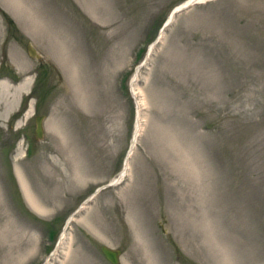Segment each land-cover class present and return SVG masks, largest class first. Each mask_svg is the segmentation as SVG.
Segmentation results:
<instances>
[{
    "label": "rangeland",
    "instance_id": "obj_1",
    "mask_svg": "<svg viewBox=\"0 0 264 264\" xmlns=\"http://www.w3.org/2000/svg\"><path fill=\"white\" fill-rule=\"evenodd\" d=\"M188 1L0 0V264H264V0Z\"/></svg>",
    "mask_w": 264,
    "mask_h": 264
},
{
    "label": "water",
    "instance_id": "obj_2",
    "mask_svg": "<svg viewBox=\"0 0 264 264\" xmlns=\"http://www.w3.org/2000/svg\"><path fill=\"white\" fill-rule=\"evenodd\" d=\"M202 1V0H201ZM200 2L199 0H190V3L184 4L183 7L175 8L171 13L168 18V20L163 24L162 28L167 26L171 19L173 18L174 14L177 12H180L181 10L187 8L189 5L192 3ZM27 52L29 56L33 58H40V54L34 49L31 43H27ZM43 120H44V115H36L34 118L35 122V138L39 139L43 135ZM100 251L104 258L110 263V264H119L120 262V256H121V250L118 248H111L106 245L100 246Z\"/></svg>",
    "mask_w": 264,
    "mask_h": 264
},
{
    "label": "bare ground",
    "instance_id": "obj_3",
    "mask_svg": "<svg viewBox=\"0 0 264 264\" xmlns=\"http://www.w3.org/2000/svg\"><path fill=\"white\" fill-rule=\"evenodd\" d=\"M197 1H198V0H197ZM199 1H201V0H199ZM205 1H206V0H205ZM187 3H190V1H188ZM187 3H184V4H187ZM184 4H183V5H184ZM183 5H181L180 7H183ZM25 9H26V8H25ZM27 10H28V9H27ZM27 10H26V12H27ZM11 11H12V10H11ZM30 11H31V10H30ZM26 14H27V13H26ZM29 14H30V13H29ZM177 14H178V13H177ZM173 17H174V16H173ZM172 20H173V19H171V21H172ZM38 24H39V23H38ZM42 25H43V24H42ZM37 26H38V25H37ZM45 30H48V29H45ZM43 34H44V33H43ZM47 34H48V32H47ZM48 35H49V34H48ZM51 35H52V34H51ZM51 35H49V36H51ZM55 38H57V36H56ZM47 39H49V38H47ZM57 39H58V38H57ZM57 39H56V40H57ZM54 40H55V39H54ZM54 40H53V41H54ZM60 40H61V38H60ZM46 41H47V40H46ZM51 41H52V39H51ZM59 42L62 43V41H59ZM59 42H58V43H59ZM64 42H65V41H64ZM48 43H49V42H48ZM51 43H52V42H51ZM53 44H54V43H53ZM48 45H49V44H48ZM55 45H59V44L56 43ZM60 45H62V44H60ZM60 45H59V46H60ZM59 46H58V47H59ZM50 47H51V46H50ZM60 47H61V46H60ZM62 47H63V46H62ZM62 47H61V48H62ZM56 48H57V46H56ZM52 49H53V48H52ZM57 49H58V48H57ZM64 49H65V48H64ZM49 50H50V49H49ZM65 50H66V49H65ZM53 52H54V51H53ZM59 53H60V52H59ZM52 54H53V53H52ZM54 54H55V52H54ZM57 54H58V53H57ZM66 54H67V53H66ZM68 54H69V53H68ZM58 55H60V54H58ZM58 55H57V56H58ZM55 56H56V54H55ZM62 56H63V55H62ZM66 58H67V57H66ZM69 58H70V57H69ZM57 59L59 60L58 57H57ZM64 59H65V58H64ZM61 60H62V59H61ZM70 60H71V59H70ZM66 61H67V60H66ZM66 61H65V64H66ZM68 61H69V60H68ZM68 61H67V62H68ZM59 63H60V62H59ZM71 63H72V62H71ZM62 64H63V63H62ZM72 64H73V63H72ZM75 66H76V65H75ZM76 74H77V73H76ZM76 76H77V75H76ZM70 77H71V76H70ZM73 78H74V77H73ZM72 80H73V79H72ZM77 80H78V78H77ZM74 85H76V84H74ZM24 87H25V86H22L21 89H20V91H22V90L24 89ZM25 90H26V89H25ZM25 90H24V91H25ZM78 90L80 91L79 87H78ZM78 90H77V91H78ZM77 91H76V92H77ZM83 92H86V91H82V93H83ZM80 93H81V92H80ZM82 93H81V95H82ZM76 94H77V93H76ZM87 95H88V94H87ZM76 96H78V94H77ZM82 97H83V96H82ZM80 98H81V97H80ZM83 98H84V97H83ZM83 98H82V99H83ZM78 99H79V98H78ZM85 100H86V98H85ZM84 105H85V104H84ZM138 121H139V120H138ZM59 123H60V121H59ZM56 124H58V123H56ZM57 126H59V124H58ZM43 128H44V127H43ZM50 129H51V128H49V130H50ZM53 130H54V129H53ZM55 131H56V130H55ZM56 133H57V132H55L54 134H56ZM59 133H60V131H59ZM62 134H63V133H62ZM62 134H61V135H62ZM58 135H59V134H58ZM62 137H63V135H62ZM124 175H125V169H124V171L122 172L120 178L123 177ZM22 182H24V181H22ZM24 183H25V182H24ZM24 183H23V184H24ZM25 185H26V184H25ZM24 188H25V187H24ZM26 189H28V188H26ZM29 190H30V189H29ZM25 191H26V190H25ZM27 191H28V190H27ZM27 191H26L25 193H26L27 199L29 200V203H30L33 207H35L36 210H39V211H40L41 208H40L39 205H37V203L40 202V201L37 202V200L32 196V194L28 193ZM30 191H31V190H30ZM40 198H41V197H40ZM44 202H45V200H44ZM38 204H39V203H38ZM42 204H43V203H42ZM45 204H46V203H45ZM40 205H41V204H40ZM43 205H44V204H43ZM47 205H48V204H47ZM47 205H45V207H47ZM45 207H43V208L45 209ZM43 208H42V209H43ZM149 264H151V263H149Z\"/></svg>",
    "mask_w": 264,
    "mask_h": 264
},
{
    "label": "trees",
    "instance_id": "obj_4",
    "mask_svg": "<svg viewBox=\"0 0 264 264\" xmlns=\"http://www.w3.org/2000/svg\"><path fill=\"white\" fill-rule=\"evenodd\" d=\"M27 98H28V96L26 97V99H27ZM48 234H49V238H50L51 241H52L53 239H55L56 234L54 233V231L50 230V231L48 232Z\"/></svg>",
    "mask_w": 264,
    "mask_h": 264
}]
</instances>
